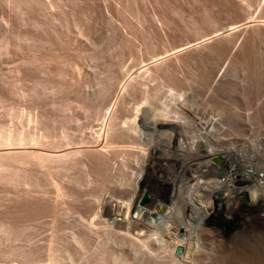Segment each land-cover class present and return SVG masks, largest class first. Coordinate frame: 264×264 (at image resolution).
Segmentation results:
<instances>
[{"label": "rangeland", "instance_id": "rangeland-1", "mask_svg": "<svg viewBox=\"0 0 264 264\" xmlns=\"http://www.w3.org/2000/svg\"><path fill=\"white\" fill-rule=\"evenodd\" d=\"M36 3L30 9L27 25L21 23L19 14L14 12L16 10L10 7L6 0H0V44L6 36L5 34H9L10 31L20 32L22 35H27L26 37L29 36L27 40L19 41L15 40L14 37L11 40L9 39L11 44L7 47L9 48L8 51L0 48L1 126L8 127L6 129L24 130L26 136L43 138L45 147L50 150L53 148L55 141L64 135L67 141L70 142L72 149H79L81 139L89 136L91 132L90 135H97L106 126L107 122H104V125L101 121V126H99L96 115L97 118L101 119L103 115L107 117L109 110L117 108L115 115L117 114L116 117L119 121L116 117L115 121L121 127L126 128L128 122H131V114L135 109L134 106H129H136L135 103L139 105L144 101L142 99L143 92H141L144 88L143 84H145V87L149 86L146 87L149 90L159 87L164 88L161 84L167 82L165 79H159V76L155 78L157 76L153 75L155 80L153 78L147 79V76L152 77L147 75L146 80L143 81V86L141 85L142 88L137 85L136 90L129 92L131 98L122 91L124 84L132 75L137 74L138 70H143L151 65L153 61L155 62L157 58L165 56V54H160V57L155 55L174 46L184 44H186L184 46H187L197 40H206L215 35V38L207 42L206 49L201 48L202 46H196L181 53V67L177 68L176 84L173 85V89H176L175 92L177 90L182 92L183 90L187 94V98L182 92L180 98L183 102L180 101L179 97L174 100L172 98L173 101H170L171 103L175 102V104H172L181 110L182 115L185 114L186 121L192 120L193 122H188L197 123V125L195 124L197 127H194L196 131L198 130L197 132H203L201 130L205 128L208 129L210 127L208 124L213 118L215 122L217 121L216 123L220 124V129L214 130L219 138L221 137L217 145L220 148H222L221 146L232 147L231 145H233L236 149L249 151L251 155L259 154L260 169H264V0H59L52 9L45 8L42 0H37ZM246 21H250L251 24L258 23L246 31L237 29L233 35L228 36L240 23ZM123 37H126V39ZM173 51H167L166 55ZM172 64H174L173 61L169 63V67ZM122 69L123 71L128 70L129 73L123 72ZM92 70L94 72L98 71L99 74V71L105 74L106 71L111 70L110 75L109 72L106 74L111 77V82L113 80L114 83H111L110 79H106V82L105 78L103 79L104 75L100 74L101 78L95 72L96 77L99 76L97 79L103 80L100 81L101 83L98 82L99 84L96 83L97 85L94 84L96 78ZM112 70L116 73L114 71L112 73ZM79 74H81V78H79ZM111 74L115 77L113 78ZM125 75H127V78L123 77ZM88 76L91 77H89L91 80ZM149 79L154 80V82L151 81L154 86L151 83L149 84ZM157 79L160 82L158 84L156 83ZM93 80L95 82L92 83ZM108 80L110 83H108ZM191 80L194 83L197 82L198 85L191 82ZM85 81L86 83H83ZM187 81L190 85L193 84L190 86ZM103 82L112 87L110 88L109 85L102 86V84H106ZM87 83L88 86H86ZM167 84H165V90L161 89L164 94L168 92L171 86L168 82ZM69 85H72L70 89ZM92 86H94V89ZM96 86H102V92L108 87L107 90L111 92L107 90L104 92H108V95L106 94L107 98H104L101 92L95 94L93 90L99 89L97 91H101V88H96ZM189 87L192 88L193 92H189L191 91ZM71 88H73V91ZM90 89L96 97L95 95L92 96ZM174 90H171V93H174ZM121 93L124 95L122 96ZM163 93L160 94V98L165 99L166 96ZM89 96L90 99L94 98L90 100L88 99ZM97 96L102 97L105 101L98 100ZM121 96H125V99H122ZM190 96L193 97L194 101H191L192 97ZM184 97L185 99L190 98V100L188 99L190 103L184 100ZM93 99L98 101L94 102ZM185 101L187 106L183 104ZM98 102L100 105L102 102V107L100 106L99 109ZM176 102L183 104V107L180 103L176 104ZM93 103L97 105H93ZM145 104L144 101L141 110L147 117L149 115L147 112H150L158 104L153 102L148 103L150 106ZM151 104L154 106H151ZM190 104L194 107L193 111ZM83 105L87 107H83ZM89 105L90 108H88ZM95 105L96 107H93ZM125 107L127 110L133 108V111H127ZM146 107H149V109L147 108L144 111ZM127 118H130L128 122L126 121ZM120 119L126 121L127 125H121L123 122H120ZM200 120L203 121L199 125ZM143 124L141 123L139 128L141 136L148 139L151 137V134L148 133L152 132L146 123ZM96 128H100V131ZM225 128L227 129L225 130ZM221 129L222 131H220ZM27 140L31 142L29 138ZM111 140L113 143L110 148V171L107 170L108 172H106L103 168L99 169L96 163L88 161L87 169L92 174H97L98 177L92 183L93 185H88L84 180L86 170L82 166L84 157L78 156L72 159L71 162L64 163V168L57 169L58 171L52 173L51 180L49 177H44V175L42 176V174L35 171L31 165L25 166L13 163L9 168L2 171L1 174L5 176V179H0V222L5 221L8 224L7 221H9L10 226L13 228L11 233L13 238L7 237L0 230V264H50L48 258H50L51 253L55 252L60 255L64 253L70 255V259L61 256L60 258H63V261L60 264H88L90 257L94 258L95 264H114V256L120 254L122 257L125 255L128 258L127 261L132 264L150 263L147 260L155 255V250L161 244L156 241V237L158 233L159 236L164 233V229L160 225L144 224L140 227L143 233L139 235L140 238L144 236L142 239L150 244L148 248H141L142 250H140L143 253H140V251L135 252L132 248L131 237L136 234L131 227L114 222L110 215L101 213L102 216H100L97 213L98 206L107 204L109 198L119 202V210L124 209L122 206L130 197L131 182L136 177L137 170L132 168L130 163L128 167L124 168L121 162L125 159L124 157L129 158L131 154H141L142 152V150H139L141 149L139 144H133L128 139L114 137ZM84 144L81 146L82 148H89L90 145L85 146ZM252 144L255 146L253 147ZM259 146L262 151H259ZM256 147L257 150L254 149ZM147 152L150 155V151ZM164 152L165 154L170 153V151L163 150L162 153ZM200 154L198 153L195 159L201 163L203 153ZM155 157H150L149 162L139 161L137 164L140 166L139 170L144 171L143 176L146 178L144 183V178L141 179L143 180L140 181L141 188L143 190L146 188L144 193L147 192L148 197L150 196L147 200V206H141L138 203L143 209L155 207L158 202L165 208L171 205L170 198L166 194L163 193L158 197L156 191L157 189H169L167 184L172 177L173 179L177 177L176 179L183 180V182L189 180L188 184L193 182L190 180L191 171H188L184 167L186 165L182 162L179 163V161H175L170 157V159L160 156L159 159L157 155ZM161 158H163V161ZM212 161L216 165L219 164L214 158ZM164 168L165 170H163ZM181 170H183L182 173ZM119 172L122 175L121 179ZM125 174L133 176L130 178ZM70 175L72 176V182L68 181ZM116 175H119L118 179L113 178ZM224 175L225 172L220 170L217 175L199 176L200 180L206 182L215 178H218L221 182L218 185L208 186L209 190L202 195L212 214L207 216L198 227H195V238L192 236L188 240L187 247L176 255L178 259L182 258L181 262L183 264H190L191 258L195 261H193L194 264H264V205L260 209L248 210L244 203L241 204L236 197V186L245 182V180L242 179L241 182L235 177V179L229 178L228 175L224 179ZM25 177L33 181H36V179L40 181V189L45 191V196L36 195L37 192L34 193L35 195H26L25 186L22 183ZM112 179H115L116 182ZM119 179L122 181L128 180L129 182L127 181L128 184L126 185L117 186ZM52 180L56 185L59 184V192L62 190L68 194L62 196L61 193L56 191L57 189ZM17 181H20V183ZM218 188H222L223 192L221 190L217 192ZM182 213L175 211L174 215L176 217L172 218L173 221L176 220V223L174 221V224H172L177 230L176 232L179 233L183 231L182 225L194 224L190 220L188 212ZM150 216L154 217L153 215ZM177 221L181 223L177 225ZM183 221H186V224ZM88 227L95 229V232L91 230L88 233ZM179 233L178 235H180ZM76 235L81 237L83 235L86 239L84 240L82 237L80 245L78 243L73 244L71 240ZM95 238L104 241L106 247L109 248L105 256L98 254ZM128 244L129 246H127ZM57 246L61 250H54ZM15 247L24 249L31 247L34 256L23 259V257L10 254L11 249ZM8 250L9 253H6ZM117 250L121 253L119 254ZM188 252L191 254L188 255ZM148 254L149 256H147ZM183 255L187 256V259ZM138 258L143 260L139 261ZM121 262L124 263V261ZM170 264L174 263L171 262Z\"/></svg>", "mask_w": 264, "mask_h": 264}, {"label": "bare ground", "instance_id": "bare-ground-1", "mask_svg": "<svg viewBox=\"0 0 264 264\" xmlns=\"http://www.w3.org/2000/svg\"><path fill=\"white\" fill-rule=\"evenodd\" d=\"M37 0H6V2L9 4L10 7L14 8L16 11L14 12H17L20 16V21L22 24H27L28 21H29V12H30V9H32V6L34 5V3H36ZM59 2V0H47L46 2L44 0H42V4L45 8L49 9L52 7H55L57 5V3ZM39 3V2H38ZM37 4V3H36ZM54 9V8H53ZM16 14V13H15ZM17 15V14H16ZM18 16V15H17ZM16 16V17H17ZM46 16V15H45ZM19 19V18H18ZM54 19V18H53ZM4 20V18H3ZM7 21V20H6ZM5 22V20H4ZM8 23L11 24V22L8 21ZM8 23H5V24H8ZM35 23V22H34ZM55 23V22H54ZM258 22H254L251 24L250 21H246V22H242L240 23L232 32H230V35H233L235 33V30H240V31H246L248 30L249 28L251 27H254L255 24H257ZM9 24V26H10ZM28 25V24H27ZM67 25V24H66ZM7 26V25H6ZM20 26V25H19ZM23 26V25H22ZM25 26V25H24ZM9 28V27H8ZM12 28V26H11ZM63 28V27H62ZM21 29V28H20ZM67 29V28H66ZM10 31V30H9ZM7 32V30H6ZM6 36H4L3 40H2V43L0 44V48L4 49L6 51L9 50V44L10 41L9 39L11 40L12 37L16 38L15 40H27L29 38L26 37L25 35H22L20 34V32H12L10 31L9 34H5ZM126 37H127V34H126ZM126 37H123L126 39ZM216 36H211L209 37L208 39L206 40H200V41H195L187 46H184V45H177V46H174L170 49H167L161 53H158L157 55L155 56H158L160 57V54H165V56L161 55L162 58L160 57L159 59L157 58V60L154 62L153 60V63L149 66H147L146 68H144L143 70H138L139 72L136 73L134 76L132 75V77H130V79L124 84L123 86V93H126L127 96H129V92H131L132 90H136L135 87H137V85H142L143 84V81H145V77L147 75H153V76H157L155 78H158L159 76V79L162 78V79H165V81H167L171 86L169 87V90L168 92H165L166 94L163 93V90H165L166 86L165 84H167V82H165V84H161L162 86H164L163 90H161L162 88L159 87V88H153L151 90L147 89L146 87H149V86H146L145 87V84H143L142 86L144 87L141 92H143V96H142V99H144V101L146 102V106L148 105V103L150 104V102H153V103H157L158 105H152L151 106H154V108L150 111V112H147V114H149L147 117H145V115L143 114L142 112V104L144 105V101L143 103L137 105H130L129 107H132L134 106V112L132 115V119H131V122L129 123L128 121L130 120V118H127V122H128V126L127 125V122L124 120L122 121V119H120V122L122 121L123 124L121 125H124L126 126V128H123L121 127L119 124H117L119 121V119L116 117L115 115V111L117 110V104H116V109L113 108V110H109L108 112V115L107 117H105V115L102 116V118L100 119L99 117L97 118V115H96V119H98L99 121V124H100V121L101 122H107L106 123V126H104V128L101 129V131L99 129L96 128V130H99L100 132L97 134V135H90L92 134V132L89 134V136H87L86 138H83L80 140L79 142V145H80V148L79 149H72L70 147V142L67 141L66 137L64 135H62L59 140H56L55 143L53 144V148L50 150L48 149L47 147H45L46 145L43 143V138L42 139H38L35 137H31V136H26V134L21 131V130H13L12 128L11 129H6L8 127H4V126H1L0 127V179H5V176H3L1 173L4 169L6 168H9L13 163H18V164H21V165H25V166H29L31 165L35 171H37L38 173L42 174V176L44 175V177H49L50 180H51V175L52 173L54 174L56 171H58L57 169H60V168H64L65 165H63L64 163L70 161L72 159H75L77 156L78 157H81L84 159V161H82V166L84 168H86L85 170V175H84V180L88 183V185L94 183V180L97 177V174H92L90 170L87 169V165H88V161H93L94 163H96L98 166H99V169H104L106 172H108L107 170H109V168L111 167V161H110V155H111V144L113 143V141L111 140L112 138L116 137V138H119V139H128L129 142H132L133 144H139L141 146V149L139 150H142L141 154H131L129 158H126L124 157L125 159L122 160L121 164L122 166L125 168V167H128V164L130 163L132 166V168H135L137 170V175L135 178H133L134 180L131 182V185H132V188L130 189V197L128 198L127 202H122L124 205L122 206L124 209L119 210L118 207H120V204L117 200H114V199H110L109 198V202L107 204H103L101 206H98L97 208V213L101 215V213H105L107 215H110L112 217V220L116 223H123L122 226H129L132 228V230L135 231V236L134 237H131V245H132V248L134 249V251H140V253H143L141 252V248H148V246L150 244H148V242L144 239H142L144 236H141L142 238H140V234H143L142 233V230H140V227L144 224H157V225H160L164 230V233L163 231H161L163 234H161L162 236H159V233H158V236L156 237V241H158L160 244V246L158 247L157 250H155V255H152L151 258L149 257V260L147 261H150V263L152 262L153 264H170L171 262H173L174 264H183V262H181V259L177 258L176 255H178L182 249H184L185 247H187L186 245H188V240H190V238L193 236L194 237V233L195 232V227L198 225H200L203 220L205 218H207V216H210V214H212V211L209 209L207 203H205V201L203 200V193L208 191V186H213V184H219L221 181L217 178H215L214 180H210L208 182L206 181H203V180H200L199 179V176H207V175H217L218 172L220 170H223L225 172V177L224 179L226 178V176L228 175L229 178L231 177L232 179L235 177L237 178L238 181H241L242 179L245 180V182L243 183H239L240 185H237L236 186V197L238 198V200L242 203H244L245 207L249 210V209H260L261 206L264 205V169H260V155L259 154H254V155H251L249 153V151H246V150H239V149H236L235 147H233V145H231L232 147H224V146H221L222 148L219 147V145H217V142L219 141V136L217 135V132H215L216 130L215 129H218L220 127V124L219 123H216L215 120L212 118V121L210 122V124H208L210 127L208 129H203L201 131L203 132H197L195 130L194 127H197V123L195 124H192V120H188V121H192V122H188L185 120V117L184 115L181 114V110L178 109L176 106H174L173 104H175V102L172 104L171 101H173L175 98H178L180 99L181 102H183L180 98L181 96V93L184 92L182 90V92H178L179 90L176 91V89L174 90L173 89V85L176 84V79L177 78V68H180L181 67V53L183 51H185L186 49L188 48H192V47H198V46H202L201 48H204L206 49L205 47L208 46V41L212 40L213 38H215ZM33 41V40H32ZM11 46V45H10ZM90 46V45H89ZM2 49V50H3ZM169 50H174L173 52L169 53L166 55V52L169 51ZM1 52V51H0ZM173 61L174 64H172L171 67H169V63ZM121 70V69H120ZM226 70V69H225ZM224 70V71H225ZM82 71V70H81ZM93 71V75L95 76V80L96 82L93 80V82H95L94 84H99L101 83L100 81H102L104 78H105V81L106 79H110V82H111V77H109L110 75V71H106L105 74L101 73L102 71H99L100 74H102L103 76V79L102 80H99L97 78H99V76L101 77V75L98 73V71L95 73L94 70ZM114 70H112V73ZM123 71V69H122ZM121 71L122 74H124L123 72H127L128 70H124L123 72ZM223 71V72H224ZM104 72V71H103ZM107 72H109L108 74H106ZM99 74L98 77H96L95 74ZM116 73V72H115ZM129 73V72H127ZM126 73V74H127ZM130 73H133V72H130ZM182 73V71H181ZM81 74H79V78ZM87 75V74H86ZM89 75V74H88ZM115 75V74H114ZM117 75V74H116ZM128 75V74H127ZM127 75L123 76V77H126L127 78ZM219 75V74H218ZM76 76V75H75ZM93 76V78H94ZM109 78H108V77ZM111 76H113V74H111ZM129 76V75H128ZM152 77H148L147 76V79L148 78H153ZM222 76V75H221ZM90 76H88L89 78ZM115 76H113L114 78ZM73 78V77H72ZM77 78V77H76ZM91 78V77H90ZM89 78V79H90ZM102 78V77H101ZM125 78V79H126ZM155 78H153L155 80ZM180 78V77H179ZM87 79V78H85ZM117 79V77H116ZM145 79V80H144ZM149 79V80H150ZM152 79V80H153ZM161 79V80H162ZM196 79V78H195ZM217 79V78H216ZM215 79V80H216ZM220 79V77H219ZM74 80V79H73ZM91 80V79H90ZM99 80V81H97ZM120 80V79H119ZM149 80H147L149 82ZM149 82V84L151 83V81ZM154 80L152 82H154ZM158 80V79H157ZM87 81V80H86ZM83 82V83H86ZM118 81V80H117ZM126 81V80H125ZM190 81V80H189ZM198 81V80H197ZM214 81V80H213ZM88 82V81H87ZM90 82V81H89ZM99 82V83H98ZM107 82V81H106ZM106 82H103V83H106ZM109 80H108V83H110ZM113 82V80H112ZM111 82V83H112ZM121 82V81H119ZM156 82V81H155ZM163 82V80H162ZM188 82V81H187ZM191 82H193V80H191ZM215 82V81H214ZM114 83V82H113ZM157 84L160 83L159 80L156 82ZM194 83V82H193ZM192 83V84H193ZM80 84H81V80H80ZM96 84V85H97ZM118 84V82H117ZM122 84V83H121ZM120 84V86H121ZM152 86H154V83H151ZM189 84V82H188ZM191 84V85H192ZM194 84H197V82H195ZM217 84V83H216ZM221 84V83H220ZM82 85V84H81ZM92 85V84H91ZM101 85V84H100ZM105 86V85H109V84H102V86ZM190 85V84H189ZM190 85V86H191ZM198 85V84H197ZM72 85H69V89ZM85 86V85H84ZM88 86V83L87 85ZM101 86V87H102ZM106 86V87H107ZM141 86V88H142ZM167 86H169L167 84ZM74 87V86H73ZM90 87V85H89ZM93 89H94V86H92ZM101 87H98L96 86V88H101ZM105 87V88H106ZM109 87L111 88L112 86L109 85ZM157 87V86H156ZM214 87V86H213ZM104 88V87H103ZM104 88V89H105ZM108 88V87H107ZM107 88L105 90H107ZM109 88V89H110ZM120 88V87H119ZM135 88V89H134ZM191 88V87H189ZM209 88V87H208ZM72 91H73V88H71ZM86 89V87H85ZM89 89V88H88ZM92 89V88H91ZM91 89H90V92H91ZM168 89V88H167ZM178 89V88H177ZM83 90V89H82ZM99 90V89H97ZM96 89L93 90L95 91V94H97L98 92H101L102 93V96H104V98L108 95L107 93L108 92H111L110 90L107 92V93H104L106 92L105 90H103L104 92H102V88H101V91H97ZM120 90V89H118ZM140 90V88H139ZM171 90H174L173 92L174 93H171ZM92 91V92H93ZM162 91V92H161ZM88 92V90H87ZM91 92V93H92ZM118 92V91H117ZM188 92V91H187ZM186 92V93H187ZM189 92H193L192 91V88H191V91ZM188 92V93H189ZM215 92V91H214ZM94 93V92H93ZM92 93V96H94L95 94ZM104 93V95H103ZM133 93V92H132ZM163 93V95L166 96L165 99H162L160 98V94ZM212 93V92H211ZM88 94V93H87ZM100 94V93H99ZM107 94V95H106ZM122 94V93H121ZM117 95V94H116ZM124 94H122L123 96ZM131 95V94H130ZM162 95V94H161ZM183 95H186V98H187V94H185V92L183 93ZM192 95V94H191ZM91 96V94H90ZM90 96L88 99H90ZM100 96V95H99ZM99 96H97V99L98 100H104L102 99V97L99 98ZM121 96V97H122ZM164 96V97H165ZM174 96V97H173ZM96 97V95H95ZM120 97V96H119ZM125 97V96H124ZM124 97H122V99H125ZM163 97V98H164ZM192 97V96H190ZM94 98V97H92ZM91 98V99H92ZM107 98V97H106ZM116 98V97H115ZM129 98H131L129 96ZM173 98V100H172ZM196 98V97H195ZM87 99V100H88ZM90 99V100H91ZM96 99V98H95ZM118 99V98H117ZM121 99V100H122ZM178 99V100H179ZM184 100H186L188 103L190 98L188 99H185V97L183 98ZM88 100V101H90ZM94 100V99H93ZM97 100V101H98ZM116 100V99H115ZM120 101V99H118ZM171 100V101H170ZM177 100V101H178ZM94 100V102H97ZM105 101V100H104ZM118 101V102H119ZM176 101V100H175ZM183 103V104H186L187 106V103ZM191 101H194L193 100V97L191 99ZM73 102V101H72ZM91 102V101H90ZM93 102V101H92ZM103 102V101H102ZM102 102H101V105L99 103V105H97L96 103H93L96 104L98 106V109L100 108V106L102 107ZM117 102V103H118ZM124 102V100H123ZM84 103V102H82ZM86 103V101H85ZM89 103V102H88ZM104 103V102H103ZM130 103V102H129ZM128 103V104H129ZM177 103H180V102H176ZM91 104V103H90ZM119 104V103H118ZM181 104V103H180ZM181 104V106L183 105ZM191 104H193L191 102ZM190 104V105H191ZM92 105V104H91ZM93 106V107H96ZM104 105V104H103ZM126 105V104H125ZM82 106V105H81ZM86 106V105H83V107ZM88 106V104H87ZM86 106V107H87ZM124 106V104H123ZM140 106V107H138ZM150 106V105H148ZM178 106V105H177ZM185 106V105H184ZM192 106V111H193V105ZM79 107V106H78ZM92 107V108H93ZM128 107V108H129ZM145 107V106H144ZM180 107V106H179ZM183 107V106H182ZM90 108V105L89 107ZM111 108V107H109ZM126 108V107H125ZM147 108L149 109V107H146V109H144V111L147 110ZM188 108V107H187ZM182 109V108H181ZM127 110V108H126ZM133 111V108L130 109ZM130 110H127V111H130ZM185 110V109H184ZM68 111V110H67ZM71 111V110H70ZM199 111V110H198ZM99 112V111H98ZM186 112V111H185ZM119 113V112H118ZM99 114V113H98ZM105 114V113H104ZM128 114V112H127ZM146 114V113H145ZM190 114V113H189ZM197 114V113H196ZM202 114V113H201ZM206 115V114H205ZM213 115V114H212ZM189 116V115H188ZM195 116V115H194ZM210 116V115H209ZM115 117L117 118V121H115ZM205 117V116H204ZM216 117V116H215ZM120 118V117H119ZM188 118V117H187ZM193 118V116H192ZM197 118H198V114H197ZM218 118V117H216ZM100 119V120H99ZM194 119V118H193ZM205 119V118H204ZM217 120V119H216ZM203 121V120H202ZM201 120L198 122V124L200 125ZM210 121V119H209ZM208 121V122H209ZM37 122V121H36ZM94 122V121H93ZM195 122V121H194ZM39 123V122H38ZM102 123V124H103ZM141 123H146L148 125V128L151 130L152 133H148L151 137L146 139V137H142L141 136V131H140V124ZM205 123V121H204ZM223 123V122H221ZM143 124V125H144ZM226 124V123H225ZM34 125V124H33ZM75 125V124H74ZM77 125V124H76ZM92 125V124H91ZM105 125V123H104ZM145 125V126H147ZM195 125V126H194ZM6 126V125H5ZM29 126V125H28ZM35 126V125H34ZM101 126V124L99 125ZM103 126V125H102ZM124 126V127H125ZM144 126V127H145ZM204 126V125H203ZM223 126V125H222ZM202 127V125H201ZM206 127V125H205ZM93 128V127H92ZM91 128V129H92ZM143 128V127H142ZM222 128V127H221ZM15 129V128H14ZM22 129V128H21ZM94 129V128H93ZM220 129V128H219ZM223 129V128H222ZM222 129L220 131H222ZM227 128H225L226 130ZM142 130V129H141ZM149 130V131H150ZM205 130V131H204ZM215 130V131H214ZM36 131V130H35ZM95 131V130H93ZM144 131H148V130H144ZM142 131V132H144ZM224 131V130H223ZM228 131V130H227ZM96 132V131H95ZM97 133V132H96ZM95 133V134H96ZM227 133V132H226ZM63 134V132H62ZM65 134V133H64ZM68 134V133H67ZM147 134V133H146ZM145 134V135H146ZM189 134V135H187ZM219 134V133H218ZM222 134V132H221ZM225 134V133H224ZM144 135V133H143ZM225 135H228V134H225ZM230 135V134H229ZM43 136V135H42ZM221 136V135H220ZM148 137V135H147ZM30 139L31 142L27 139ZM48 138V137H47ZM70 138V137H69ZM145 138V139H144ZM235 138V136H234ZM45 139V138H44ZM52 139V138H51ZM54 139V138H53ZM110 139V140H108ZM226 139V138H225ZM70 140V139H69ZM45 141V140H44ZM47 141V140H46ZM48 142V141H47ZM91 142V143H90ZM84 143H90V144H86V145H90L89 148H82L81 146H83ZM93 143V145H91ZM251 143V142H250ZM234 144V143H233ZM253 144H255L253 142ZM252 144V146H253ZM260 144V143H259ZM85 145V144H84ZM85 145V146H86ZM115 145V144H114ZM138 145V146H139ZM225 145V144H224ZM237 146V145H236ZM255 146V145H254ZM253 146V147H254ZM132 148V147H130ZM134 148V147H133ZM260 150L259 151H262L261 150V147L259 146L258 147ZM126 149V148H125ZM138 149V148H137ZM255 150H257V147L254 148ZM128 150V149H127ZM138 150V151H139ZM162 150V151H161ZM164 151H170L169 154H165L162 153ZM130 151V150H129ZM147 151H150V155L148 154ZM257 152V151H256ZM123 154V152H121ZM198 153H203V161L201 160V163L199 162V160L197 161L195 159L196 156H198ZM200 154V155H201ZM129 155V154H128ZM152 155V156H151ZM157 155V157L159 158L160 157H166L168 159H173L175 161H179L182 162V164L186 165L184 166L188 171H191L190 173V180L193 181L191 184H188L189 180L188 181H184L183 180L181 181L180 179H170L169 183L167 184V186L169 187V189L166 188V190H161V189H157L156 191V195L159 197L161 196L163 193L166 194V196H168L170 198V203L171 205L168 206V207H164L163 205H161L159 202L157 203V205L155 207H150L148 209H143L142 207H140L138 205V202H139V198L142 197V194L144 193V190L146 189H142L141 188V182L140 181H143L141 179L144 178V181L143 183L145 182L146 178L145 176H143V172L142 170H139V165L138 162L139 161H143V163H146L147 161L149 162L150 161V157H153V158H156L155 156ZM121 157V155H120ZM119 157V158H120ZM123 157V156H122ZM128 157V156H127ZM170 157V158H169ZM157 158V159H158ZM165 158V159H166ZM213 158H217L218 160V165L214 164L212 159ZM262 158V157H261ZM160 159V158H159ZM163 158H161L162 160ZM120 160V159H119ZM163 161V160H162ZM161 161V162H162ZM169 161V160H168ZM174 161V162H175ZM155 162V161H154ZM153 163V162H152ZM158 163V162H157ZM160 164V163H159ZM174 164V163H173ZM72 165V164H71ZM153 165V164H151ZM161 165V164H160ZM165 165V164H164ZM115 166V165H113ZM168 166V165H167ZM181 166V165H179ZM165 167V166H164ZM263 167V166H262ZM24 168V167H23ZM151 168V167H150ZM180 168V167H179ZM32 169V168H31ZM142 169V168H141ZM144 169V168H143ZM157 169V168H156ZM167 169V168H166ZM182 169V168H181ZM93 170V169H92ZM121 170V169H120ZM129 170V169H127ZM146 170V169H145ZM154 170V169H153ZM165 170V168L163 169ZM169 170V168H168ZM184 170V169H183ZM181 170V173L182 171ZM61 171V170H60ZM110 171V170H109ZM132 171V170H131ZM155 171V170H154ZM161 171V170H160ZM62 172V171H61ZM66 172V171H65ZM64 172V173H65ZM127 172V171H126ZM124 172V173H126ZM164 172V171H163ZM162 172V173H163ZM58 173V172H57ZM96 173V172H95ZM123 173V175H124ZM128 173V172H127ZM171 173V172H170ZM184 173V172H183ZM109 174V173H108ZM120 174V172H119ZM132 174V172H131ZM135 174V173H134ZM147 174V173H146ZM165 174V173H164ZM99 175V174H98ZM121 175V174H120ZM126 176H129L130 178L133 176L130 174H125ZM54 176V175H53ZM107 176V175H106ZM119 175H116V176H113L116 177L117 179L119 178L118 177ZM150 176V175H149ZM152 176V174H151ZM156 176V175H155ZM158 176V175H157ZM165 176H168V175H165ZM122 175L120 176V179H121ZM125 177V176H124ZM170 177V176H169ZM29 178V177H28ZM38 178V177H37ZM57 178V177H56ZM126 178V177H125ZM150 178V177H149ZM168 178V177H167ZM171 178V177H170ZM234 178V179H235ZM35 179V178H33ZM108 179V178H107ZM119 179V180H120ZM123 179V178H122ZM151 179V178H150ZM158 179V178H157ZM156 179V180H157ZM161 179V178H160ZM203 179V178H202ZM54 180V179H53ZM53 180H52V183H53ZM109 180V179H108ZM107 180V181H108ZM113 180V179H112ZM111 180V181H112ZM127 180V179H126ZM149 180V179H148ZM235 180V181H237ZM69 182H72V176L70 175L69 177ZM115 181V179L113 180ZM128 181V180H127ZM127 181H122L120 180L118 182V185L117 186H123V185H126L128 184ZM167 181V182H168ZM20 183V181H17ZM56 182V181H55ZM99 182V181H98ZM109 182V181H108ZM116 182V181H115ZM114 182V183H115ZM152 182V181H150ZM157 182V181H156ZM166 182V181H165ZM242 182V181H241ZM23 185L25 186V193L26 195L30 194V195H35L34 193H36V195H40L42 197H44L45 195V191L40 189V181H38L36 179V181H33L31 179H27V177L24 178V181L22 182ZM159 183V182H158ZM164 183V182H163ZM55 188L57 189L56 191L60 190V187H58V182L56 185L55 183H53ZM100 184V183H99ZM162 184V183H161ZM159 184V185H161ZM93 185V184H92ZM95 185V184H94ZM110 185H113V184H110ZM115 185V184H114ZM144 185V184H143ZM150 185V184H149ZM152 185V184H151ZM154 185V184H153ZM13 186V185H12ZM20 186V185H19ZM87 186V185H86ZM103 186H105L103 184ZM155 186V185H154ZM157 186V185H156ZM164 186V185H163ZM15 187V186H14ZM33 187V188H32ZM215 187V186H214ZM103 188V187H102ZM105 188V187H104ZM115 188V187H114ZM126 188V187H124ZM152 188V187H151ZM150 188V189H151ZM155 188V187H154ZM165 188V186H164ZM217 188V187H215ZM63 189V188H62ZM148 189V187H147ZM153 189V188H152ZM151 189V190H152ZM214 189V188H213ZM219 189V188H218ZM222 188H220L217 192H220ZM66 190V189H65ZM150 190V191H151ZM154 190V189H153ZM217 190V189H216ZM49 191V190H48ZM149 191V190H148ZM222 191V190H221ZM19 192V191H18ZM59 192V191H58ZM103 192V190H102ZM105 192V191H104ZM155 192V191H154ZM210 192V191H209ZM223 192V191H222ZM59 193L63 195H66L68 194L66 191H60ZM109 193V191H108ZM57 194V192H56ZM104 194V193H102ZM209 194V193H207ZM19 195V194H18ZM107 195V194H106ZM153 195V194H152ZM151 195V197H152ZM206 195V194H205ZM39 196V197H40ZM61 196V195H60ZM33 197V196H32ZM57 197V195H56ZM102 197V196H101ZM109 197V196H108ZM114 197V196H113ZM155 197V196H154ZM153 197V198H154ZM205 197V196H204ZM215 197V196H214ZM62 198V197H61ZM60 198V199H61ZM98 198L100 199V197L98 196ZM150 198V196L148 197ZM103 199V198H102ZM101 199V201H102ZM212 199V198H211ZM53 200V199H52ZM56 200V199H54ZM119 200V199H118ZM156 200V199H155ZM100 201V200H99ZM208 201V200H207ZM210 201V200H209ZM157 202V200H156ZM55 203V202H54ZM104 203V202H103ZM221 203V202H220ZM57 204L59 205V203L57 202ZM240 204V203H239ZM58 205H55V206H58ZM154 205H155V202H154ZM54 207V206H53ZM66 209V208H65ZM180 212L181 214H183L182 212H188L189 215H190V220L194 222L193 225H189L190 227L188 228V225H185L183 226L182 224V232H176L177 230L174 228L173 226V222L175 221L176 223V220L173 221V217H176L174 215V212ZM256 211V210H255ZM118 212V213H117ZM180 214V215H181ZM97 215V214H96ZM150 215H153L154 217H151ZM179 215V216H180ZM121 216V217H120ZM98 217V216H97ZM181 217V216H180ZM179 217V219H180ZM186 217V216H185ZM189 217V216H188ZM187 217V218H188ZM189 220V221H190ZM181 221V220H179ZM8 224L5 222V221H1L0 222V230L3 234H5L7 237H11L12 236V226H10L11 224H9V221H7ZM100 222V221H99ZM184 222V221H183ZM173 223V224H172ZM178 223V221H177ZM181 223V222H179ZM179 223L177 225H179ZM186 224V221L184 222ZM111 224V223H110ZM114 224V223H113ZM192 224V223H190ZM86 225V224H85ZM108 225V224H107ZM117 225V224H116ZM192 226V227H191ZM119 227V226H118ZM158 227V226H157ZM107 228V227H106ZM124 228V227H123ZM127 228V227H126ZM174 228V229H173ZM87 229V228H86ZM113 229V228H112ZM159 229V228H157ZM173 229V231H172ZM180 229V228H178ZM17 230V229H16ZM90 233L91 230H94L95 232V229H92L90 227H88V229ZM107 230H111V229H107ZM149 230V229H148ZM114 231V230H113ZM133 231V232H134ZM151 231V230H150ZM158 231V230H157ZM112 232V231H111ZM131 232V231H130ZM132 232V233H133ZM17 233V232H15ZM14 233V234H15ZM145 233V232H144ZM153 233V232H152ZM150 233V234H152ZM178 233L180 235H178ZM110 234V233H109ZM113 234V233H112ZM149 234V233H147ZM157 234V233H155ZM92 235V234H91ZM94 235V234H93ZM145 235V234H144ZM4 236V235H2ZM122 236H124V234H122ZM197 236V235H196ZM6 237V238H7ZM82 237L84 238V240L86 239L85 236L82 235ZM81 236L79 235H76V236H73V239L71 241H73L72 243H78L79 245L82 243V238ZM96 237V236H95ZM98 237V236H97ZM126 237V236H125ZM124 237V238H125ZM5 238V237H4ZM13 238V237H11ZM195 238V237H194ZM9 240H11L10 238H8ZM93 239V238H92ZM113 239V238H112ZM122 239V237H121ZM126 239V238H125ZM130 239V238H129ZM128 239V240H129ZM96 240V238L94 239ZM93 240V241H94ZM102 240V239H101ZM110 240V239H109ZM92 241V240H91ZM99 240H96V247H97V251H98V254L102 255V256H105L108 251H109V248L106 247V245L104 244L105 242L103 241H99ZM120 241V240H119ZM118 241V242H119ZM150 241V240H149ZM113 242V241H112ZM123 242V241H122ZM151 242V241H150ZM121 243V242H120ZM128 243V242H127ZM119 244V243H118ZM124 244V243H123ZM196 244V243H195ZM114 245V244H113ZM121 245V244H120ZM193 245V244H192ZM104 248H103V247ZM129 246V244L127 245ZM158 246V244H157ZM21 247V246H20ZM23 247V246H22ZM124 247V246H123ZM189 247V246H188ZM191 247V246H190ZM27 248V247H26ZM94 248V247H93ZM119 248V247H117ZM127 248V247H126ZM129 248V247H128ZM192 248V247H191ZM190 248V252L192 251ZM198 248V246H197ZM121 249V247H120ZM124 249V248H123ZM141 249V250H140ZM152 249V248H151ZM195 249V248H194ZM10 250V249H9ZM9 250L8 252L6 253H9ZM37 250V249H35ZM56 251H59L61 250L60 247H56V249H54ZM111 250V249H110ZM126 250V249H125ZM124 250V251H125ZM196 250V249H195ZM194 250V251H195ZM38 251V250H37ZM52 251V250H51ZM118 251V250H117ZM121 251V250H120ZM131 252H133L132 250H130ZM150 251V250H149ZM188 251V250H187ZM119 252V251H118ZM147 252V251H146ZM186 252V250H185ZM184 252V253H185ZM188 252V255L189 253ZM35 253H37L35 251ZM117 253V252H116ZM121 252H119L120 254ZM144 253H145V250H144ZM150 253V252H149ZM153 253V252H152ZM183 253V254H184ZM10 254H14V255H17V256H20V257H23L24 258H28L31 256H34V251H33V248L29 247L28 249H24V248H18V247H15L13 249H11V252ZM9 254V255H10ZM124 254V253H123ZM129 254V253H128ZM182 254V253H181ZM191 254V253H190ZM48 255V254H47ZM96 255V254H95ZM99 255V256H100ZM134 255V254H133ZM142 255V254H141ZM12 256V255H10ZM16 256V257H17ZM49 256V255H48ZM61 256H64V257H67L68 259H70V255L69 254H63V255H60L59 253L55 252V253H51L50 255V264H60L62 261H63V258H60ZM114 256V255H113ZM140 256V255H139ZM149 256V254L147 255ZM182 256V255H180ZM185 255H183L184 257ZM101 257V256H100ZM114 264H132L131 262H128L127 261V257L124 255V257L120 255H115L114 256ZM186 259H187V256H185ZM91 259H89V263L88 264H95L94 262V258L93 257H90ZM110 258V257H109ZM137 258V256H136ZM140 258V257H139ZM138 258V260H139ZM191 258V257H190ZM111 259V258H110ZM109 259V260H110ZM192 259V258H191ZM190 259V264H194V260H191ZM98 260V259H97ZM143 260V259H141ZM139 260V261H141ZM113 261V260H112ZM121 261H124V263H122ZM130 261V260H129ZM137 261V260H136ZM135 261V262H136ZM185 261V260H184ZM194 261V262H193ZM100 262V261H99ZM98 262V263H99ZM133 262V261H132ZM134 263V262H133ZM148 263V264H150ZM135 264V263H134ZM138 264V263H137ZM141 264V263H140ZM143 264V263H142ZM147 264V263H146Z\"/></svg>", "mask_w": 264, "mask_h": 264}, {"label": "water", "instance_id": "water-1", "mask_svg": "<svg viewBox=\"0 0 264 264\" xmlns=\"http://www.w3.org/2000/svg\"><path fill=\"white\" fill-rule=\"evenodd\" d=\"M216 161H218L217 160V158H214ZM147 200H148V193L147 192H145V193H143V195H142V197L139 199V205H141V206H147Z\"/></svg>", "mask_w": 264, "mask_h": 264}]
</instances>
